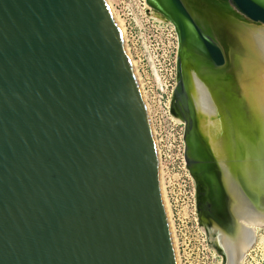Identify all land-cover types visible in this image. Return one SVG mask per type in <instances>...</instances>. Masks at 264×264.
<instances>
[{
	"label": "water",
	"instance_id": "obj_1",
	"mask_svg": "<svg viewBox=\"0 0 264 264\" xmlns=\"http://www.w3.org/2000/svg\"><path fill=\"white\" fill-rule=\"evenodd\" d=\"M264 25V0H227ZM180 49L219 75L213 23L185 0H148ZM185 157L201 142L182 79ZM195 110V119H194ZM199 133V135H198ZM239 177L247 199L256 198ZM235 217L238 228H254ZM223 245L222 264H240ZM0 264H178L152 125L122 32L106 0H0Z\"/></svg>",
	"mask_w": 264,
	"mask_h": 264
},
{
	"label": "bare ground",
	"instance_id": "obj_2",
	"mask_svg": "<svg viewBox=\"0 0 264 264\" xmlns=\"http://www.w3.org/2000/svg\"><path fill=\"white\" fill-rule=\"evenodd\" d=\"M185 1L213 23L226 57V66L219 75L190 71L185 76L199 130L224 171L233 197V213L252 226L264 225V25L246 19L227 0ZM113 16L122 31L121 21ZM159 169L173 235L162 168ZM240 176L260 201L244 197L239 188ZM252 228L256 236L258 227ZM223 241L232 260L242 254L240 264L252 246L248 232L242 228L231 237L224 236Z\"/></svg>",
	"mask_w": 264,
	"mask_h": 264
},
{
	"label": "built area",
	"instance_id": "obj_3",
	"mask_svg": "<svg viewBox=\"0 0 264 264\" xmlns=\"http://www.w3.org/2000/svg\"><path fill=\"white\" fill-rule=\"evenodd\" d=\"M122 23L124 45L134 68L152 125L167 200L177 178L179 196L187 200V221L172 216L178 264H216L196 212V188L185 157V127L174 115L180 42L175 26L152 16L148 0H106ZM175 189V188H174Z\"/></svg>",
	"mask_w": 264,
	"mask_h": 264
},
{
	"label": "flooded vegetation",
	"instance_id": "obj_4",
	"mask_svg": "<svg viewBox=\"0 0 264 264\" xmlns=\"http://www.w3.org/2000/svg\"><path fill=\"white\" fill-rule=\"evenodd\" d=\"M179 61L181 62V74L185 86V76L190 71L201 75H210L212 73L211 68L207 67V64L202 62L191 51H182L180 49ZM172 110L174 115L186 127L188 120L186 113L177 101L174 102ZM193 117L195 119V110ZM195 124L199 129L197 118L195 119ZM194 152V163L191 166H187L195 182L197 220L206 234L211 248H214L223 262L222 241L224 236L231 235L236 228L232 205L221 185L219 169L209 156L205 146L199 142V144L195 145Z\"/></svg>",
	"mask_w": 264,
	"mask_h": 264
},
{
	"label": "rangeland",
	"instance_id": "obj_5",
	"mask_svg": "<svg viewBox=\"0 0 264 264\" xmlns=\"http://www.w3.org/2000/svg\"><path fill=\"white\" fill-rule=\"evenodd\" d=\"M152 16L159 20V17L154 15L152 12ZM164 182V178H163ZM171 185V190L175 193L172 196L171 200L168 201V205L170 208L171 214V223H172V216L175 215L176 218L178 216L181 217L182 220L187 221L185 216L187 215V200H185L182 196H179L178 188H177V178L173 179ZM175 188V189H174ZM165 189V184H164ZM166 193V189H165ZM167 197V196H166ZM212 255L215 258L216 264H222V260L218 253L212 248ZM241 264H264V227H258L256 233V239L252 244L251 248L246 253Z\"/></svg>",
	"mask_w": 264,
	"mask_h": 264
}]
</instances>
